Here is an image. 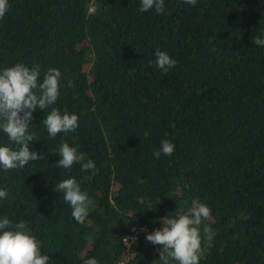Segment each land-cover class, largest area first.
<instances>
[{
    "label": "trees",
    "instance_id": "obj_1",
    "mask_svg": "<svg viewBox=\"0 0 264 264\" xmlns=\"http://www.w3.org/2000/svg\"><path fill=\"white\" fill-rule=\"evenodd\" d=\"M164 4L161 15L140 0H8L0 69L39 65L38 82L61 73L56 103L30 121L41 159L0 167V217L25 221L48 264H162L146 234L196 202L211 209L199 264H264V45L253 39L264 38V0ZM156 49L175 67H157ZM51 107L76 114L78 128L50 138L41 121ZM62 140L97 174L57 167ZM162 140L175 151L156 159ZM6 144L17 147L0 129ZM71 177L92 200L83 223L53 190ZM132 226L147 230L132 237Z\"/></svg>",
    "mask_w": 264,
    "mask_h": 264
},
{
    "label": "clouds",
    "instance_id": "obj_2",
    "mask_svg": "<svg viewBox=\"0 0 264 264\" xmlns=\"http://www.w3.org/2000/svg\"><path fill=\"white\" fill-rule=\"evenodd\" d=\"M184 3L195 6L197 0H184ZM8 7V0H0V18L5 16ZM150 9L163 15L164 0H140L141 12ZM253 39L255 45H264V38ZM155 55L157 67L165 73L177 63L166 51L156 49ZM39 76V65L29 68L23 62L0 69V129L17 146L15 149L11 144L0 146V167L4 170L23 168L29 161L41 159L42 154L31 151L29 147V142L36 139L35 133L29 131L30 121L37 107L46 110L56 103L61 73L57 68H49L42 82H38ZM41 123L50 138H55L61 132H74L79 126L76 114L67 111L61 113L57 107H51ZM174 151L175 145L172 142L162 140L160 149L153 151V157L159 159L161 153L171 156ZM58 154L60 159L55 163L57 167L69 169L75 162H79L82 171L91 170L92 175L98 172L94 161L86 159V154L79 151L78 146H70L62 140ZM53 190L63 193V199L71 205L72 217L77 223H83L92 200L86 191L81 190L76 178L60 181ZM7 195L6 189L0 190V199H6ZM210 212L207 204L196 202L184 214L161 218L163 226L146 234L147 241L159 246L162 264H169L170 258L178 264H199L200 226L209 218ZM211 232V228L203 224V233L208 239L212 238ZM41 244L25 221L14 223L7 215L0 217V264H48L50 257L41 254ZM84 264H98V260L90 257Z\"/></svg>",
    "mask_w": 264,
    "mask_h": 264
},
{
    "label": "built area",
    "instance_id": "obj_3",
    "mask_svg": "<svg viewBox=\"0 0 264 264\" xmlns=\"http://www.w3.org/2000/svg\"><path fill=\"white\" fill-rule=\"evenodd\" d=\"M131 230L133 231V235H132V237H135L136 233H137L139 230L146 231L147 228L144 227V226H139V227H138V226H132V227H131ZM126 238H129V237H124V238H123L124 241H127ZM130 238H131V237H130ZM113 264H125V260H124V259H120V260L115 261Z\"/></svg>",
    "mask_w": 264,
    "mask_h": 264
},
{
    "label": "rangeland",
    "instance_id": "obj_4",
    "mask_svg": "<svg viewBox=\"0 0 264 264\" xmlns=\"http://www.w3.org/2000/svg\"><path fill=\"white\" fill-rule=\"evenodd\" d=\"M125 242H126L127 244L129 243L128 241H125ZM126 256H127V259H128V258H131L132 253H130L129 251H127Z\"/></svg>",
    "mask_w": 264,
    "mask_h": 264
}]
</instances>
